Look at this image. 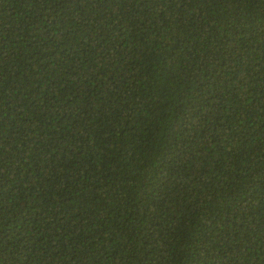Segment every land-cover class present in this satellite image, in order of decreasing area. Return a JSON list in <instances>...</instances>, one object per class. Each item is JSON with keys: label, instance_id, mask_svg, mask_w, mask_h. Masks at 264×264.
<instances>
[{"label": "trees", "instance_id": "16d2710c", "mask_svg": "<svg viewBox=\"0 0 264 264\" xmlns=\"http://www.w3.org/2000/svg\"><path fill=\"white\" fill-rule=\"evenodd\" d=\"M0 264H264V0H0Z\"/></svg>", "mask_w": 264, "mask_h": 264}]
</instances>
